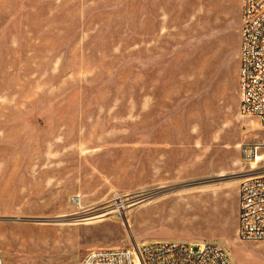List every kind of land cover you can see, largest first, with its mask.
<instances>
[{
	"label": "rangeland",
	"instance_id": "rangeland-1",
	"mask_svg": "<svg viewBox=\"0 0 264 264\" xmlns=\"http://www.w3.org/2000/svg\"><path fill=\"white\" fill-rule=\"evenodd\" d=\"M239 31L240 0H0V264L152 240L264 264L237 234L239 183L264 172Z\"/></svg>",
	"mask_w": 264,
	"mask_h": 264
},
{
	"label": "built area",
	"instance_id": "built-area-1",
	"mask_svg": "<svg viewBox=\"0 0 264 264\" xmlns=\"http://www.w3.org/2000/svg\"><path fill=\"white\" fill-rule=\"evenodd\" d=\"M238 91L241 116H255L264 128V0H240ZM261 144L244 143L245 159ZM238 237L264 241V172L244 176L238 186ZM79 264H232L214 242L152 240L128 247L88 250Z\"/></svg>",
	"mask_w": 264,
	"mask_h": 264
},
{
	"label": "bare ground",
	"instance_id": "bare-ground-1",
	"mask_svg": "<svg viewBox=\"0 0 264 264\" xmlns=\"http://www.w3.org/2000/svg\"><path fill=\"white\" fill-rule=\"evenodd\" d=\"M261 156L260 155H256L255 157H254V159L256 160V161H258V160H261ZM117 208H119V210H121V208H123V204L122 203H118L117 204ZM93 217V216H92ZM92 217H87V218H84V219H88V220H90Z\"/></svg>",
	"mask_w": 264,
	"mask_h": 264
},
{
	"label": "crops",
	"instance_id": "crops-1",
	"mask_svg": "<svg viewBox=\"0 0 264 264\" xmlns=\"http://www.w3.org/2000/svg\"><path fill=\"white\" fill-rule=\"evenodd\" d=\"M237 74H238V68H237Z\"/></svg>",
	"mask_w": 264,
	"mask_h": 264
},
{
	"label": "water",
	"instance_id": "water-1",
	"mask_svg": "<svg viewBox=\"0 0 264 264\" xmlns=\"http://www.w3.org/2000/svg\"><path fill=\"white\" fill-rule=\"evenodd\" d=\"M0 262H1V260H0Z\"/></svg>",
	"mask_w": 264,
	"mask_h": 264
}]
</instances>
